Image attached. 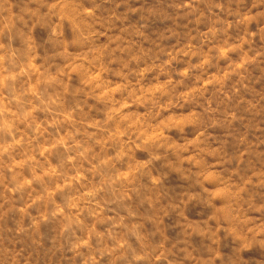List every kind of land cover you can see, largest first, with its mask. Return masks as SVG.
Segmentation results:
<instances>
[{"label":"clouds","instance_id":"clouds-1","mask_svg":"<svg viewBox=\"0 0 264 264\" xmlns=\"http://www.w3.org/2000/svg\"><path fill=\"white\" fill-rule=\"evenodd\" d=\"M0 264H264V0H0Z\"/></svg>","mask_w":264,"mask_h":264}]
</instances>
